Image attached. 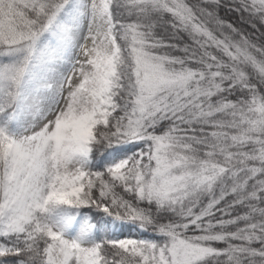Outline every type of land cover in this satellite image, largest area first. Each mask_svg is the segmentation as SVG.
<instances>
[{"label":"snow or ice","instance_id":"1","mask_svg":"<svg viewBox=\"0 0 264 264\" xmlns=\"http://www.w3.org/2000/svg\"><path fill=\"white\" fill-rule=\"evenodd\" d=\"M0 264H264V0H0Z\"/></svg>","mask_w":264,"mask_h":264},{"label":"rangeland","instance_id":"2","mask_svg":"<svg viewBox=\"0 0 264 264\" xmlns=\"http://www.w3.org/2000/svg\"><path fill=\"white\" fill-rule=\"evenodd\" d=\"M123 234H124L125 236H128V235L136 236L134 232H131V233H130L128 229H125L124 232H123Z\"/></svg>","mask_w":264,"mask_h":264},{"label":"trees","instance_id":"3","mask_svg":"<svg viewBox=\"0 0 264 264\" xmlns=\"http://www.w3.org/2000/svg\"><path fill=\"white\" fill-rule=\"evenodd\" d=\"M125 230V229H124ZM135 233V232H134ZM135 235H138V233H135Z\"/></svg>","mask_w":264,"mask_h":264}]
</instances>
